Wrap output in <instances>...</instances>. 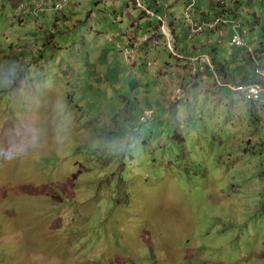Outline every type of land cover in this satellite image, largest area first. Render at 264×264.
<instances>
[{
    "label": "rangeland",
    "instance_id": "374dc122",
    "mask_svg": "<svg viewBox=\"0 0 264 264\" xmlns=\"http://www.w3.org/2000/svg\"><path fill=\"white\" fill-rule=\"evenodd\" d=\"M157 1L177 5L189 44L194 0ZM124 3L72 0L58 24L49 6L21 25L0 0V264H264V130L219 98L187 103L173 85L169 101L164 80L144 82L124 35H163ZM258 6L240 14L261 48Z\"/></svg>",
    "mask_w": 264,
    "mask_h": 264
},
{
    "label": "crops",
    "instance_id": "0c3cea01",
    "mask_svg": "<svg viewBox=\"0 0 264 264\" xmlns=\"http://www.w3.org/2000/svg\"><path fill=\"white\" fill-rule=\"evenodd\" d=\"M219 1L220 0H197V1L195 0V7L193 14L194 17L196 19H207V18H213L214 16H217L222 13L225 16L236 18V20L241 23L242 15L240 13H242L244 9L247 11V15H250L248 10H252V8L254 10L255 9L258 10L260 8L258 6L259 4L264 5V0H225V2L227 3L226 4L227 7L223 8L219 4ZM145 3L148 6H152L154 4L153 0H145ZM165 4L168 5V8L166 10L168 12V15H170L169 20L171 22V27L173 30L176 29L177 31L179 29V25H177L176 21L179 18L176 17V14L170 11L173 10V8H175L177 5H173L174 3H169L168 1L167 3H164V5ZM14 7L16 9L15 17H19V21L21 25L27 23V21L24 19L25 15L34 18L30 13L31 12L30 8H28L27 6V0H15ZM129 8L136 9L135 6L130 3L129 0H125V3L123 4V8H122L123 9L122 14L124 15L126 13V15L129 18H131L133 16L128 12ZM155 10L158 12L162 11L163 10L162 4L157 5V3H155ZM257 10L254 11L253 13V19H255V21L254 24L253 23L252 24L255 26L259 24L260 21V16L257 15V13L259 14V12ZM44 14L46 15V19L44 21H47L50 17V14H48L47 11L44 12ZM54 14L56 16L55 22L56 24H58L59 16L60 15L65 16V11L62 13L54 12ZM140 18L141 19L145 18L142 15V13ZM38 19L39 17L35 20L38 21ZM133 23L137 24L136 22ZM36 25L42 27L41 24H39V22H36ZM137 31L138 32L136 34L124 35V36L126 37V41H128V39L131 41V43H129L128 41L127 45H129V47L135 50L137 56L139 55L141 56L142 54L144 57L143 62H141V64L144 66V73H143L144 82H146L147 84L151 82L153 83L154 86H156L154 84L155 81L164 80L165 89L169 91L170 94L169 101H172L171 98H172L173 85L179 86V83L184 84L185 87L184 88L181 87V88L186 93L188 92L187 95L188 98L185 100L187 103L189 98L192 96V91H193V95L209 94L213 99L219 98V101L222 103L224 108L228 110L231 108L232 114H235L234 112L236 108H240V114L250 117V119L253 120V122L259 125V128H262L264 130V97L261 98V100L256 104H252L250 100H246L244 97L240 96L237 93L229 92V90H226L225 88L220 89L215 87L213 84V78L211 74H206L204 76L200 75L201 79L195 80L197 76H193L190 73V69L188 68V66H185L186 64L185 62H182L180 59L179 61L174 59L175 60L174 61L168 58L171 56L169 53H167L165 47L154 48L151 45H149L148 42H144V39L147 36L155 37V34H153L154 31L151 28L146 29V26H142L138 28ZM218 34L221 38L223 37L224 39H227V50H226L227 52L220 55L217 53L216 47L211 49V51H209L208 49L212 46V43L220 44L221 38L217 36ZM231 34L232 31L230 28L222 27L219 30L207 31L204 34L196 36L193 39V41L190 42L189 44L180 45V43L178 42V48L180 50H183L185 54H188V56H195L196 53H208V51L213 52L209 54L213 57V59L217 64L220 78L225 82L230 81L232 84H240V83H246L248 81L256 80L257 68L259 67L260 69L264 70V45H262L261 48H258V42L255 40H250V43L256 50L257 57L256 59L252 60L249 56L251 62L249 61V63H247V66L245 67L246 71L245 73H242L240 67V61L241 59H245L246 56L244 57L240 56L241 55L240 50L229 44ZM136 44L138 45L135 46ZM138 59L139 58H137V60ZM144 61L145 63L146 61L150 62L151 67L147 68L145 66ZM136 62L132 66H135ZM238 72L240 73V75L238 74ZM133 85H135V83H133ZM261 86L264 87V83H262ZM156 89L158 90L160 89V87L157 86Z\"/></svg>",
    "mask_w": 264,
    "mask_h": 264
},
{
    "label": "built area",
    "instance_id": "2783aa9c",
    "mask_svg": "<svg viewBox=\"0 0 264 264\" xmlns=\"http://www.w3.org/2000/svg\"><path fill=\"white\" fill-rule=\"evenodd\" d=\"M70 1L71 0H27V6L30 8L32 16L37 19L49 6L55 12H62ZM130 2L136 4V7L141 9L145 18L152 19L156 17V24L161 31L160 34L163 35V37L147 36L144 42H149L154 48L165 47L173 58L180 59L189 66L190 73L193 76L211 74L213 84L218 88L224 87L230 89L232 92L240 93L245 98L252 101H260V99L264 97V87L261 86V84L264 83V70L258 67L256 70L257 79L244 85H232L229 82L223 81L209 54L196 53L195 56H188V54H185L183 50L178 48L179 40L169 24L168 14H163V11L158 12L152 7L145 6L141 4L140 0H130ZM156 3L157 5L161 4L160 1ZM219 4L223 8L227 7L225 0H220ZM164 6L166 10L168 5L165 4ZM191 6L193 8L195 7V0L191 3ZM190 8L187 9L184 17L185 29L183 30V34L186 36L187 42L193 41L196 36L204 34L207 31H215L222 27H228L232 31L229 44L233 47L246 50L252 55L250 58L256 59L257 55L254 54L253 47L246 41L247 30L236 18L219 14L211 19H196L190 16ZM154 33L158 35L159 31H155ZM124 57L127 62L131 63L136 59L137 55L133 49L132 51L124 50ZM175 89V98L180 99L185 97L186 92L181 87L175 86Z\"/></svg>",
    "mask_w": 264,
    "mask_h": 264
},
{
    "label": "clouds",
    "instance_id": "9594fccd",
    "mask_svg": "<svg viewBox=\"0 0 264 264\" xmlns=\"http://www.w3.org/2000/svg\"><path fill=\"white\" fill-rule=\"evenodd\" d=\"M130 1V0H129ZM145 6H147V7H152L153 9H155V3L152 5V6H148L147 4L145 5ZM136 7V6H135ZM136 8H138V7H136ZM141 13H142V11H141ZM143 14V13H142ZM223 15V14H222ZM145 17V16H144ZM215 17V16H214ZM213 17V18H214ZM207 19H211V18H207ZM219 29H221V28H219ZM219 29H217V30H219ZM192 42V41H191ZM190 43V42H189ZM171 56V55H170ZM172 57V56H171ZM252 59V58H251ZM253 60V59H252ZM197 79H201L200 78V76H197L196 77V79L195 80H197ZM254 81V80H253ZM253 81H248V82H246V83H240V84H232L230 81H228L230 84H232V85H244V84H247V83H250V82H253ZM216 87V86H215ZM218 88V87H217ZM224 87H220V89H223ZM226 90H229L230 92H232L230 89H227V88H225ZM232 93H236V92H232ZM186 94H188V92L186 93ZM237 94H239L240 96H242V97H244L242 94H240V93H237ZM245 98V97H244ZM246 100H249V99H247V98H245ZM261 100V99H260ZM251 102H252V104H256L257 102H259V101H252V100H250Z\"/></svg>",
    "mask_w": 264,
    "mask_h": 264
},
{
    "label": "bare ground",
    "instance_id": "6f19581e",
    "mask_svg": "<svg viewBox=\"0 0 264 264\" xmlns=\"http://www.w3.org/2000/svg\"><path fill=\"white\" fill-rule=\"evenodd\" d=\"M228 10V9H227ZM222 14V13H221ZM213 16V15H212ZM137 36V35H136ZM162 37V36H161ZM193 49V48H192ZM214 63V66H215V68L217 69V64L215 63V62H213Z\"/></svg>",
    "mask_w": 264,
    "mask_h": 264
},
{
    "label": "trees",
    "instance_id": "16d2710c",
    "mask_svg": "<svg viewBox=\"0 0 264 264\" xmlns=\"http://www.w3.org/2000/svg\"><path fill=\"white\" fill-rule=\"evenodd\" d=\"M166 51V50H165ZM168 53V52H167ZM144 63H145V61H144ZM145 66L148 68V67H151V63H150V66H147L146 64H145ZM217 71H218V67H217Z\"/></svg>",
    "mask_w": 264,
    "mask_h": 264
}]
</instances>
